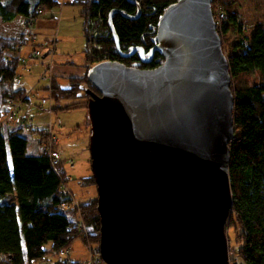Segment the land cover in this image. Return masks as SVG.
<instances>
[{"label":"water","instance_id":"obj_1","mask_svg":"<svg viewBox=\"0 0 264 264\" xmlns=\"http://www.w3.org/2000/svg\"><path fill=\"white\" fill-rule=\"evenodd\" d=\"M134 51L161 61L103 59L85 73L95 251L103 264H227L233 97L210 0L166 5L146 54L119 53Z\"/></svg>","mask_w":264,"mask_h":264},{"label":"trees","instance_id":"obj_2","mask_svg":"<svg viewBox=\"0 0 264 264\" xmlns=\"http://www.w3.org/2000/svg\"><path fill=\"white\" fill-rule=\"evenodd\" d=\"M173 1L63 0V3L79 5L84 65L80 76L63 73L64 84L56 79L62 72L53 73L48 87L44 81L42 89L49 90L51 110L60 106H85L86 91L94 90L85 77L93 62L108 59L139 67L159 63L161 56L157 51H153L148 62L140 61L136 51L127 56H121L119 51L141 48L146 54L154 44L159 15ZM58 3L59 0H0V21L9 22L17 15L23 24L16 35L0 32V116L6 99L26 102L31 95L25 94V89L14 83L17 57L28 60L32 57L30 50L36 47L24 29L27 21L33 23ZM214 7L222 13L221 20L215 23L222 51L228 26L233 25L239 34L233 44L228 42L229 52L225 53L233 97V129L228 141L227 161L231 202L224 223L233 237L228 253L232 252L236 257L238 262L235 264H264V11L262 24H256L247 36L240 33L237 14L230 2L210 0L213 17ZM111 9L115 10L110 14V24L118 49L107 25V14ZM52 16L49 13L48 17ZM24 45L30 46V50L21 51ZM60 99L66 101L58 106L56 103ZM24 120L25 117L19 116L12 124L0 123V261L2 264H32L48 258L45 264H87L86 260L69 256L62 255L58 259L56 254L60 249L69 248L73 238L88 243L91 250L97 246L99 220L95 197L81 202L72 200L71 192L63 189L71 177L64 171L62 159L59 157L52 165L39 147L45 137V126L32 127L27 122L28 127ZM23 127L28 133H37L31 151L26 149L27 138L21 134ZM76 181L94 186L90 174L79 176ZM46 243L48 246L45 247ZM92 264H103L96 252Z\"/></svg>","mask_w":264,"mask_h":264},{"label":"rangeland","instance_id":"obj_3","mask_svg":"<svg viewBox=\"0 0 264 264\" xmlns=\"http://www.w3.org/2000/svg\"><path fill=\"white\" fill-rule=\"evenodd\" d=\"M62 1L63 0H59L57 7L44 11V15L37 17L33 23H31V28H26L27 31L25 30L32 41L35 42L34 45H36V47L34 50H37L38 54L36 56L33 55V57L25 61L26 67L17 65L16 74L18 76L20 74L22 75L24 73L22 71H27L31 63L38 65V71L36 72L34 83L30 85L33 91L31 95L35 97L30 98V95L28 102L20 103L16 119L24 115V122H30L32 127H44L48 119L45 113L46 111L44 110L45 104H39L40 97H45L46 100L50 98V93L46 91V89L37 87L45 84L44 80L40 78L41 74L50 70L51 75L49 81H51L53 73L59 71L56 67V63L58 62L56 61L57 59L67 58L73 62H81V58L83 57L81 52L83 38L80 31V17L78 16L79 5L70 2L63 3ZM224 1L230 2L232 9L236 12V19L240 24L241 34L243 33V35L246 34L248 36L256 24H262L264 0ZM49 13H52L53 16L48 17ZM41 20H43L44 23H41ZM21 28H23V24L17 15L9 22L0 21V32L5 35H16ZM238 38L239 34L236 33L234 26L229 25L222 40L224 55L229 52L227 48L228 42L233 44ZM18 48L20 47L18 46ZM26 49L29 51L30 46L24 45L20 48L21 51H25ZM35 83H37L36 88L33 90ZM65 101V99H60L56 104L60 106ZM16 119L7 122L12 124ZM49 119L52 124L51 131L56 139L55 147L57 148L59 157L62 159L64 171L71 177L64 185L65 188L71 192L72 200L81 202L95 197V187L93 185L87 183L80 184L76 181L79 176L90 174L87 150L89 127L85 106L67 108H61L60 106L56 110H51ZM27 125L30 127L28 123ZM21 134L27 138V151L33 150L37 133H28L27 128L23 127ZM226 230L228 234V240L226 238L227 263L235 264L238 262L236 257L232 252L228 253L229 246L232 247L233 237L231 235V230L225 229L224 227V232ZM47 244L48 243L44 246H48ZM88 246V243H82L79 238H73L69 244V248H66L65 253L63 252L62 255L65 257L69 256L71 259L86 260L85 263L92 264L93 254H95L96 251L94 249L91 250ZM52 258L53 257H51L50 260ZM47 259H38L33 261L32 264H45ZM1 262L2 261H0V264H2Z\"/></svg>","mask_w":264,"mask_h":264},{"label":"built area","instance_id":"obj_4","mask_svg":"<svg viewBox=\"0 0 264 264\" xmlns=\"http://www.w3.org/2000/svg\"><path fill=\"white\" fill-rule=\"evenodd\" d=\"M212 18H213L214 25H215V23H218L222 18V13L219 9H217V7H214V17L212 16ZM31 23H32L31 21H27L26 26L24 28L26 31L28 28H31ZM31 54H32V57H33V55L36 56L38 54V51L33 49L31 51ZM25 61H26L25 57H17L18 65H21L22 67H26ZM50 75H51L50 70H48L47 72L42 73L41 77H40L42 80H44L46 82L47 87L49 85ZM18 82H19V76L16 74L14 77V83L18 84ZM46 91L49 92L48 89ZM31 92H32V88L25 90V94H30ZM39 102H40V104H45L44 110L46 111V114L48 116V119L46 120V125H45V137H44V139H42L39 142V147L42 151H44L48 155L50 162L53 165L57 162V160L59 158V154H58L57 148L55 147L56 146V139L53 136V133L51 131L52 124H51L50 119H49L50 113H51V108H50L51 102H50V98H47V100H46L45 97H40ZM20 103H21L20 99H16V98L6 99L2 115L0 116V123H3L5 121L6 122L11 121L12 119H16L17 113L19 111ZM64 188L65 187H63V189ZM64 191H66V188L64 189ZM71 204H73V203L71 202ZM63 206H65V205H63ZM65 250L66 249H60L57 251V258L58 259H60L63 252L65 253ZM94 250H95V248H94Z\"/></svg>","mask_w":264,"mask_h":264},{"label":"crops","instance_id":"obj_5","mask_svg":"<svg viewBox=\"0 0 264 264\" xmlns=\"http://www.w3.org/2000/svg\"><path fill=\"white\" fill-rule=\"evenodd\" d=\"M40 22L44 23L43 20H41ZM56 61H58L56 63V65H57L56 67L59 69L58 72H62V75L58 74L56 76V79L58 80V82L60 84H64L65 83V75L64 74L80 76L83 73V65H84L83 57L81 58V62H73L72 60H69L67 58H63V59H60V60L57 59ZM37 71H38V65L34 64V63H31V65H29V69L27 71H22L24 73L22 75L21 74L19 75V82L16 85H18L20 87H23L25 90L29 89L30 85H32L34 83V81H35V75H36ZM36 84L37 83L34 84L33 90H35ZM37 87L38 88H40V87L42 88L43 85H39ZM35 95H36V93H35ZM34 97L32 95L30 96V98H34ZM26 102H28V101H26ZM21 117H25V116L21 115ZM67 175L70 176L69 174H67Z\"/></svg>","mask_w":264,"mask_h":264}]
</instances>
